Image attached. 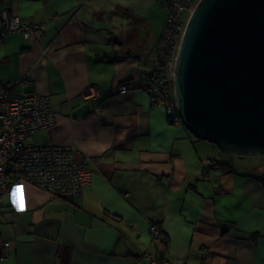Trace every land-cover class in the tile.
I'll return each mask as SVG.
<instances>
[{"label":"crops","instance_id":"1","mask_svg":"<svg viewBox=\"0 0 264 264\" xmlns=\"http://www.w3.org/2000/svg\"><path fill=\"white\" fill-rule=\"evenodd\" d=\"M163 2L0 0V18L46 24L42 35L0 41L2 83L52 101L56 123L31 142L71 146L92 172L72 200L31 183L10 188L0 264H264L262 167L238 170L233 156L169 123L144 89L158 68ZM210 158L234 170L205 171Z\"/></svg>","mask_w":264,"mask_h":264},{"label":"water","instance_id":"2","mask_svg":"<svg viewBox=\"0 0 264 264\" xmlns=\"http://www.w3.org/2000/svg\"><path fill=\"white\" fill-rule=\"evenodd\" d=\"M183 125L222 152L264 155V0H198L176 65Z\"/></svg>","mask_w":264,"mask_h":264},{"label":"built area","instance_id":"3","mask_svg":"<svg viewBox=\"0 0 264 264\" xmlns=\"http://www.w3.org/2000/svg\"><path fill=\"white\" fill-rule=\"evenodd\" d=\"M197 2L164 0L169 13L157 48L158 69L147 76L144 85L151 103L164 107L167 120L173 124L183 123L175 98L176 65L187 22ZM45 30V23L23 22L11 11H4L0 18L1 42L12 34H21L27 40L33 35H42ZM127 91L128 87L122 85L120 93ZM91 94L86 93L85 97ZM55 123L56 115L49 96L34 91L18 94L0 80V203L10 188L19 189L26 183L64 199L82 194L92 172L90 164L80 160L81 152L68 145L31 142L35 132L49 129ZM213 163V158L206 161L209 165ZM150 232L166 242L167 236L158 226L152 225ZM9 247L10 241L0 235V262L8 259Z\"/></svg>","mask_w":264,"mask_h":264},{"label":"rangeland","instance_id":"4","mask_svg":"<svg viewBox=\"0 0 264 264\" xmlns=\"http://www.w3.org/2000/svg\"><path fill=\"white\" fill-rule=\"evenodd\" d=\"M86 98H89V97H86ZM41 131H44V130H41ZM219 151L221 153L220 149H219ZM233 159H234V162L236 164V168L238 170H247V171H251V172L257 170L256 172H258L259 169L254 168V167H258L259 168V166H260L262 168L260 169L261 171H259V172H263V175H264V155H260V156H242V157H240V156L234 154Z\"/></svg>","mask_w":264,"mask_h":264},{"label":"trees","instance_id":"5","mask_svg":"<svg viewBox=\"0 0 264 264\" xmlns=\"http://www.w3.org/2000/svg\"><path fill=\"white\" fill-rule=\"evenodd\" d=\"M158 68H156L155 70H157ZM154 70V71H155ZM122 87V86H121ZM121 87H120V90H121ZM129 91V90H128ZM127 91V92H128ZM30 92H33V91H30ZM183 124V123H181ZM232 156H234V154H232ZM214 159V163L212 165H209V164H205V167H211V166H214V165H218L220 169H222V171L224 172H232L234 170V165L232 163H227V162H221V161H216L215 158ZM260 181L264 184V175L262 177H260ZM79 197V196H78ZM77 197L73 198V199H76ZM67 200H72V199H67ZM160 228V227H159ZM152 234V232H151ZM153 237L155 238H158L156 237V235L152 234ZM159 240H161L160 238H158ZM162 241V240H161ZM163 242V241H162Z\"/></svg>","mask_w":264,"mask_h":264}]
</instances>
